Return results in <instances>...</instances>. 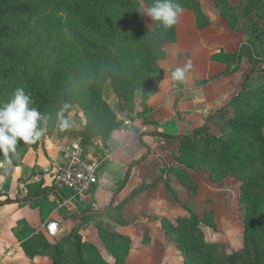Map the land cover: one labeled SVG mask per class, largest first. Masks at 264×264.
I'll return each instance as SVG.
<instances>
[{"label": "trees", "instance_id": "obj_1", "mask_svg": "<svg viewBox=\"0 0 264 264\" xmlns=\"http://www.w3.org/2000/svg\"><path fill=\"white\" fill-rule=\"evenodd\" d=\"M178 2L183 9L193 11L197 29L209 24L200 0ZM215 2L232 28L233 21H256V10H264V0H241L237 6L227 0ZM153 3L154 0H0V103H6L17 87H24L44 115L39 126L46 129L35 143L21 142L11 156V164L21 165L26 152L51 135L75 109H80L84 117L82 127L74 130L75 137L82 146L92 144L97 148L96 141L100 140L103 153L112 132L122 125L103 98L107 81L128 118L135 109V95L140 92L139 115L149 122L151 109L146 100L162 76L158 62L166 56L164 44L176 41V25L164 28L158 21L153 27L147 25L142 13ZM242 46L235 52L219 50L210 59L224 63V73L231 74L238 70ZM253 72H264V67L254 64L244 75L240 90L210 112L202 125L188 133H152L178 141L173 154L177 166L208 161L215 164L212 179L232 173L240 180L244 213L239 250L227 253L221 244L206 241L201 224L213 225L207 214L201 217L187 211L173 222L166 217L160 219L165 237L179 251L180 264H264V84L255 88L247 85ZM207 82L196 80L197 85ZM230 110L233 113L228 117ZM143 159L128 164L121 186L131 168ZM79 207L84 220L93 219L113 260L106 261L93 242L83 240L72 229L67 237L46 246L52 264H127L131 239L108 230L100 218L109 212L117 218L116 206L110 204L104 212H94L89 203ZM142 240L149 242L147 232Z\"/></svg>", "mask_w": 264, "mask_h": 264}, {"label": "crops", "instance_id": "obj_2", "mask_svg": "<svg viewBox=\"0 0 264 264\" xmlns=\"http://www.w3.org/2000/svg\"><path fill=\"white\" fill-rule=\"evenodd\" d=\"M227 2L233 6L240 4L239 0ZM200 4L209 24L197 29L193 11L184 9L175 24L176 41L164 44L166 56L158 62L162 76L156 90L146 100L147 107L151 109L148 123H143L138 117L142 109L140 92L135 95L134 115L128 118L125 110L120 109L118 98L108 87V81L104 84L103 98L122 125L112 132L103 153L99 145L96 153H91L98 160V182L87 203L91 204L94 212H104L110 204L116 206L114 215L117 218L111 216L113 212L111 215L110 212L102 214L100 218L108 230L125 234L131 239L127 264L138 233L144 246L148 245L142 240L144 232L149 234L151 242L155 230L143 223L135 226L133 220L147 213L151 201L147 200L148 194L167 177L160 174L162 161L173 157L177 151L176 139L152 133H188L195 126L202 125L207 115L224 105L236 91L230 83L232 75L224 73L226 65L211 60L210 55L219 50L238 51L243 33L232 28L229 18L222 13L215 0H200ZM145 20L149 27H153L154 21L147 16ZM189 63L191 68L187 80H173L171 71ZM201 79L208 82L197 85L196 80ZM107 92H111L113 100L110 101V94L109 99L106 97ZM77 110L62 119L54 132L44 136L36 148H30L21 165L9 163L8 158L0 153V264H52L46 246L67 237L72 229L83 240L93 242L102 257L112 262L113 258L96 230L92 238L84 237L86 223L94 225L93 219L80 217L79 205L84 203L68 204L75 208L76 214L71 212L68 205H58L56 198L68 197L69 193L52 187L51 175L45 171L51 168L53 158H61L63 145L77 138L72 130L80 129L84 124L83 114L80 109ZM62 122H67L68 127H62ZM141 157L144 159L131 168L127 181L121 186L128 164ZM55 221L59 228L56 236L52 237L47 234L46 225ZM98 242H101L105 252L100 250Z\"/></svg>", "mask_w": 264, "mask_h": 264}, {"label": "rangeland", "instance_id": "obj_3", "mask_svg": "<svg viewBox=\"0 0 264 264\" xmlns=\"http://www.w3.org/2000/svg\"><path fill=\"white\" fill-rule=\"evenodd\" d=\"M256 11L258 16H253L256 21H233L234 29L243 33L241 61L238 70L230 74L232 75L230 83L235 88V93L240 90L244 75L254 64L264 67V10ZM247 31L252 34H248ZM260 84H264V72L251 73L247 85L255 88ZM107 85L112 89L110 81ZM109 94L111 101L113 100L111 92L105 95L109 99ZM114 108L117 109L115 105ZM75 111L78 112L77 109ZM232 113L230 110L228 117ZM131 115H134L133 112L129 118ZM138 117L145 123L144 117H141L139 112ZM193 163V165L177 166L173 157L162 161L160 174H165L167 177L148 194L147 200L151 201L147 213L133 220L135 226L137 223H143L155 231L151 235V242L149 236V242L146 243L148 245L145 246L138 233L133 241L134 247L129 256V264H180L179 251L172 240L165 238L159 221L160 218L166 217L173 222L177 216L186 215L187 211L201 217L207 214L212 218V226L201 224L206 241L221 244L227 253L242 247L244 208L240 201V180L232 173L212 179L211 172L215 169V164L208 161H193ZM138 229L137 227L136 230ZM84 230H86L84 237L87 239L95 235L96 229L89 222L86 223ZM98 245L100 250L105 252L101 242L100 244L98 242Z\"/></svg>", "mask_w": 264, "mask_h": 264}, {"label": "clouds", "instance_id": "obj_4", "mask_svg": "<svg viewBox=\"0 0 264 264\" xmlns=\"http://www.w3.org/2000/svg\"><path fill=\"white\" fill-rule=\"evenodd\" d=\"M183 11L178 0H154L153 5L142 15L158 21L164 28H171L178 22ZM190 68V63L174 68L171 71L172 79L186 81ZM44 119L24 87H17L6 103H0V153L8 158L9 163L21 142L35 143L44 135L46 129L39 126ZM61 126L68 127L67 122H62Z\"/></svg>", "mask_w": 264, "mask_h": 264}, {"label": "built area", "instance_id": "obj_5", "mask_svg": "<svg viewBox=\"0 0 264 264\" xmlns=\"http://www.w3.org/2000/svg\"><path fill=\"white\" fill-rule=\"evenodd\" d=\"M101 146V142L96 141ZM61 158H53L50 169L52 187L69 193L68 197H57L56 203L66 207L68 204L87 203L98 182V160L81 145L78 138L63 145ZM58 223L46 225L49 236H56Z\"/></svg>", "mask_w": 264, "mask_h": 264}, {"label": "water", "instance_id": "obj_6", "mask_svg": "<svg viewBox=\"0 0 264 264\" xmlns=\"http://www.w3.org/2000/svg\"><path fill=\"white\" fill-rule=\"evenodd\" d=\"M84 148L89 152V153H92V154H94V153H96V147L94 146V145H92V144H86V145H84ZM68 208L71 210V212L73 213V214H76L77 212H76V210H75V208L72 206V205H68ZM82 215H80V217H81Z\"/></svg>", "mask_w": 264, "mask_h": 264}]
</instances>
